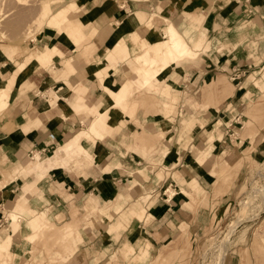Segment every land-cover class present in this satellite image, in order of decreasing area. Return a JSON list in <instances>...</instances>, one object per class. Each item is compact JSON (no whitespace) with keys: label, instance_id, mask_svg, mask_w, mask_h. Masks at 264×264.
<instances>
[{"label":"crops","instance_id":"1","mask_svg":"<svg viewBox=\"0 0 264 264\" xmlns=\"http://www.w3.org/2000/svg\"><path fill=\"white\" fill-rule=\"evenodd\" d=\"M135 2L138 1L75 0L73 4L76 5V18L66 23L62 28L45 26L41 32L36 33L34 39L28 40L26 48L19 41L12 40L9 44L7 42L1 43L0 90L1 87H4L9 99L7 107L0 114V158L3 154L6 156L5 153H7L12 159L11 167L13 169L22 168L24 171H34L35 174L43 178L50 170L58 169V174L54 173L52 179L49 180V187L52 184L62 182L73 199L83 201L81 206H92V202H94L100 207L107 208L104 211L107 216L103 215V219L91 214L89 217L90 224L85 223V226L78 228L79 237H76L74 251L65 264H108L110 255L123 239L120 251L124 257L130 259L132 264H138L133 261L134 257H137L139 261L145 258L147 260V255L150 254L151 249H156L160 243L171 239L180 224H185L189 233L200 234L202 227L211 220L212 213L208 207L198 208L194 211L184 207V203L189 202L185 195H191L187 190L206 192V202L209 205L217 203L219 210L233 202L235 190L240 184L239 180L243 167L240 168L230 184L220 185L217 182V173L221 175V173L226 172L223 165L218 168L217 166L221 162L224 164V168L234 165L242 158V151L231 145L224 137H215L208 146L207 139L208 136L212 138L213 128L207 135L206 126L210 123H205L203 127L196 130L187 143V147H184L180 152V163L171 166L173 160H170L168 168L170 175L168 177L160 179L161 175L158 173L156 175L157 182L153 181L154 174L150 175V179H145L148 177L149 171L142 167L148 168L151 165L142 155L127 148L140 134L139 131L142 130V127L148 131H153V129L157 131L156 121L146 119V116L142 114L144 110L141 109L135 115L141 125L137 126L132 122L129 116L133 115L138 102L136 98H133V94L123 99L127 108L126 111L120 110L119 107H109L101 111L99 107H101L105 94L99 86L98 79H101L102 73L107 76L111 74V81L116 84L119 83L122 91L127 88L129 81L132 89L147 93L152 92L163 97L162 106L164 110L162 116L165 118L168 127H173L170 133H166L169 134L170 142L171 140L172 142L170 143L166 139L164 142L172 149L177 138L176 128L171 126L174 118L172 117L173 106L169 103L177 100V94L170 92L177 85L174 82V75L173 73L167 74L168 80L163 89L160 88L158 82L165 75L162 78L159 76L168 72L167 69L151 80L150 83L143 84L141 78L135 74L134 68L131 69L127 64V61L131 59L118 54V66H120L118 71L122 75L120 73L115 74L114 71L118 67L112 71L104 59H101L104 61L100 63L94 59L88 60L89 52L84 49L91 47L98 52L116 38L125 36L128 29L116 35L115 22H124L127 19L131 20L130 27L135 29L143 38L154 34L152 46H156V41L162 39L156 32L161 31L160 28L162 27L153 29L155 16L168 12L164 9L170 11L172 8H176L180 12L184 8H187L189 12L197 10V12L205 15L203 25H208V33L196 34L192 31V29H197L200 24L194 23V16L188 12H185L184 17L190 26H185L183 29L179 28V31L186 37L191 48L197 52L201 49L210 53L213 48L220 52L224 46H231L232 51L226 50L215 56L216 59L214 58V60H218L216 61L219 63L218 66L210 68L208 71L205 68L206 72L203 77L207 82L220 80L224 76L229 78L238 69L247 72L249 69L252 70L257 65L264 63V0H156L157 10L155 11L151 10L148 13L145 8H139L128 12L127 6L137 5ZM140 2L139 5H141ZM159 17L162 18L165 26L170 21L165 15ZM79 18L82 20L79 21ZM145 23H150V26L145 27ZM85 24L87 27L83 28ZM62 32L71 33L80 39H83L86 33L89 37L82 42L81 48L78 43L76 44L78 48H76L74 42L61 34ZM243 37H250L253 42H257V49L255 52L252 51L253 54L245 55L249 51L248 48L246 45L239 44V41L244 39ZM55 45L58 47L57 49H54ZM69 59L74 67L69 65ZM208 60V63L217 64L212 57H209ZM191 61L189 59L177 62L171 67L180 68L183 62ZM46 66L52 68V71L56 73L54 76L73 74L67 78V81L64 79L49 81L51 76L46 72ZM218 70L221 72H217ZM95 74H97L98 79L95 78ZM123 76L127 78L124 80ZM73 79L78 80L75 85L72 84ZM182 81H184L182 77L177 80L178 83ZM81 85L84 86V91L79 90ZM184 85L189 90L190 86L195 84L188 80ZM52 92L56 94L55 99L51 100V102L55 101L54 105H51L50 102V98L53 97ZM79 92L83 95L82 101H79L81 95ZM245 95L246 93H242L237 98L233 108L235 113L233 109L223 111L220 117L224 122V117L228 118L225 124L232 121L235 114L239 117L237 120L246 117L244 112L248 110V104L243 99ZM192 96L195 98L194 95ZM67 99H72V102ZM196 100L198 104L202 102L200 98ZM182 107L183 111L193 113V109L188 104H184ZM213 110L217 111L216 109ZM213 110L210 108L203 109L202 119L215 118L216 116L211 115ZM156 111L159 113L162 110L157 109ZM122 118L126 125L120 130L124 123ZM177 121L178 117H176L174 124ZM195 122L194 115L183 120V132L180 135L179 148L176 146V149L181 148L183 140L195 127ZM85 124L87 126L83 128ZM91 124H95L104 133V137L102 139L94 136L80 137L81 144L95 156V162L90 164L84 157L71 162H75L79 176L74 171H66L65 166L61 164L49 167L47 157L52 156L57 149L44 157L45 164L41 169L34 170L35 156L30 157L33 161L23 162L30 149L40 148L47 144L49 133H53L55 139H67L60 145L63 146L80 135ZM123 134L127 143L122 145L120 141L123 139ZM255 138L264 140V128L258 130ZM165 143L163 144L165 145ZM168 145L164 146L163 155L168 153ZM100 147L106 149H104L106 151L104 156L101 154ZM260 149L261 147L257 143L254 149L250 151V155L257 156ZM35 154L41 156L39 153ZM244 165L245 163H243ZM212 171H217V173L213 174ZM173 173H176L180 184L173 179ZM8 176H15L16 179L22 180L17 201L10 202L5 197L3 190L16 180L6 182ZM30 176H32L31 179ZM37 183L33 172L27 175L20 171L15 173L6 171L3 178H0V206L3 203L7 204L8 215L13 212L19 218L22 216L31 217L35 209L26 207L25 202L29 200L30 196H36V202L42 203L41 194L38 193H44ZM181 185L184 189L182 188L180 193ZM36 187L39 188L37 191ZM170 189L175 191L173 197V194H168ZM145 190H152V195H155L157 191L159 199L151 208L146 209L143 216L142 208L131 203ZM216 192H218L217 195ZM109 205L110 210L108 209ZM110 215L112 218H109ZM104 221L108 222L106 227L103 225ZM31 222L41 224L40 219L36 217H31L27 221L28 227ZM15 223L9 220L8 227L0 229V245L9 239L8 249L20 230V225L18 224L17 230ZM146 238L151 244L147 243L139 248L138 244H141V241ZM129 250L130 256H127ZM144 252L147 254L143 255Z\"/></svg>","mask_w":264,"mask_h":264},{"label":"rangeland","instance_id":"2","mask_svg":"<svg viewBox=\"0 0 264 264\" xmlns=\"http://www.w3.org/2000/svg\"><path fill=\"white\" fill-rule=\"evenodd\" d=\"M137 1L138 2H135L137 5L127 6L128 12L139 8H145L148 13H150L151 10H157L156 0ZM74 2L75 0H24L23 4H19L15 0H0V47H2L1 43L7 42L9 44L12 42V40H14L19 41L21 45L26 48L28 40L30 38H34L36 33L41 32L45 26L62 28L66 23L76 18V5L73 4ZM139 2L141 5H139ZM45 9H47L48 12L54 11V13L49 17L46 25L44 24L45 21L41 17L42 11ZM164 10L168 12L161 14L165 15L173 22L175 21L177 24H179L180 26H178V28L183 29L185 26H190V23L186 21L184 17L185 12H188V14L194 16V23L200 24L197 29H192L191 27L192 31L196 34L205 32L208 33V25H203L205 15L197 12V10L190 12L187 8H184L182 12L178 11L176 8H172L170 11L169 9ZM20 13L21 16L19 15ZM22 13H27V17L26 15L22 17ZM158 15L162 17V15ZM159 16H155L153 19V29L156 30L162 27L160 28L161 31L159 30L158 33L156 32L158 36L160 35L159 38H161L165 23ZM57 18L58 21L55 20ZM36 19H38L39 22L41 20L43 23H37L38 20ZM80 20L82 19L79 18V21ZM181 22L182 24H180ZM86 27L87 24L83 26V28ZM61 34H64L67 38H70L75 45L78 43L80 48L82 42L89 37L87 33L83 39L76 38L74 35H71V33L67 34L62 32ZM147 39V42L150 43L143 46L145 53L146 51L153 50L156 47L152 46L154 34L147 37ZM161 41L164 42L163 39H161ZM239 44L246 45L248 48L249 51L245 55L253 54L252 51L255 52L257 49V42H253L250 37L240 40ZM78 45H76V48H78ZM109 45L98 52L94 48L86 47L84 50L89 52L88 60L94 59L100 63L102 61L101 59L103 58V55L105 54L104 52L108 49ZM226 50H229L230 52L233 49L229 45L224 46L220 52H217L214 48L212 51H210V53L200 49L196 58L191 62H183L180 68L169 67L167 69L168 72L162 74L160 73L161 75L158 74L160 75V78L165 75L164 78L158 82L161 89L165 87V84L168 80L167 76L170 75V73H173L174 82L177 84L173 90H170L171 93L174 92L177 94V100L174 102H169L170 105L173 106L172 117H174L171 126L176 128L177 134V138L172 149H170L169 145L164 142V139L169 140L170 142L169 134L166 133H170L173 127L169 128L165 118L162 116L164 110V107L162 106V102L164 100L163 97L155 95L152 92L147 93L142 90L132 89L129 81L127 88L124 91H121L123 99L126 96L133 94V98L138 100L133 115L129 116L135 125H141L139 124L137 120L138 118H136L135 115L138 110L142 109L144 110L142 114L146 116L145 118L156 121L155 123L158 127L157 131H154V129L153 131H148L142 127V130L139 131L140 134L137 135L134 141H132L133 143L127 148L142 155L146 159L147 163L152 166L148 168L142 167L149 171L148 177L145 178L147 180L150 179V175L154 174L153 181L157 182L156 175L158 173L161 175L160 179H165L168 177L170 175V170L168 169L170 160H173L171 166L180 163L181 150L184 147H187V143L189 142L190 138H192L196 130L200 127H203L205 123H210L206 126L207 135L208 132L213 128L212 138H209L208 136L207 139L208 146L215 137H224L231 145L238 147L240 151H242V158L238 162L234 163L236 167L232 165L229 167L226 166L224 168V164L221 162L217 168L223 165V169H226V172L221 173L220 175L217 173V171H212L213 174L217 173V182L220 181L219 183L228 185L236 177L240 171V168L243 167L241 178L239 180L240 184L238 189L235 190L233 202L223 206L218 210L217 203H212L209 205L208 202H206V192L187 190L191 193V195H185L188 197L189 202L184 203V207L190 209L191 211L197 210L198 208L208 207L212 213L211 220L202 227V233L200 234L189 233L185 224H180L178 230L171 239L160 243L156 249H151L150 254L147 255V260L145 258L144 260L139 261L137 257H134L133 261H136L138 264H264V258L259 257L262 256V254L264 256V197L262 192H260V190L264 188V140L261 138H255L258 130L260 128H264V63L257 65L256 67L252 68V70L249 69L247 72H245V70L238 69L232 75H230L229 78L224 76L220 80L207 82L203 79L206 72L205 68L208 71L210 68L218 66L219 63L216 62L218 60L215 61L214 58ZM133 52L134 51H132L131 56L133 55ZM136 53H140V50L136 49L135 54ZM150 54H152V52H150ZM209 57H212V59L217 64L215 65L213 63H208ZM68 62H71L70 59ZM127 64L131 69L136 66L132 60H128ZM110 67L113 68V66ZM45 70L51 76L49 81H52L53 79H64L67 81V78L73 74H68V76L67 74L54 76L56 73L52 71V68L46 67ZM118 70H120V66H118V69L114 71L115 74L120 73L122 75V73ZM217 72L221 71L218 70ZM181 77L184 78V81L178 83L177 80ZM95 78L98 79L97 74H95ZM141 80L143 82L142 78ZM188 80L193 81L195 84L194 86H190L189 90L184 85V83H187ZM77 82L78 80L73 79L72 84L75 85ZM98 82L101 89H104L102 80L98 79ZM182 83L183 85H181ZM143 84L145 83L143 82ZM84 89L85 88L82 85L79 87V90L81 91H84ZM79 93L81 94L80 98L82 99L83 95L81 92ZM135 93L136 95H134ZM242 93H246L243 99L246 100L248 104V110L244 112L246 117H241L239 120H237L239 117L235 114V117H233L234 119L225 124L228 118L224 117V122L220 116H222V113L225 111V109L227 111H231L235 107V102ZM52 95L53 97L50 98V102L51 100L55 99L56 94L52 92ZM192 95H194L195 98ZM197 98L202 99L200 104H198L196 100ZM158 99H160V101H158ZM67 100L72 102V99ZM184 104H188L193 109V113L183 111L182 105ZM123 106V111H126L127 108L124 103ZM206 108H210L212 110L216 109L217 111H211V115L216 117L207 120L202 119V110ZM157 109L162 111L157 113ZM4 110L5 109L1 110L0 114ZM233 112L235 113L236 111L233 109ZM192 115H194L196 118L195 127L189 133L188 137L183 140V143L180 146L181 148L176 149V146L179 148V139L183 132V120L190 118ZM176 117H178V121L174 124ZM122 120L124 121L123 118ZM87 124H85L83 128H85ZM125 125L126 122L124 121L123 127L120 130H122ZM123 136L124 134L122 137ZM66 140H59L57 138L53 143V148L48 153L40 155L43 158L47 157ZM120 143L122 145L127 143L125 137H123ZM163 143H165V145ZM257 143L259 144V147H261L260 152L257 156H251L250 151L254 149ZM166 145H168V153L163 155L162 153L164 146ZM101 149L105 148L100 147V150ZM5 154L6 156L3 154L0 158L1 179L4 176V173L8 170L11 173L20 171L27 175L32 174L33 172L36 176V183L41 178H43L35 174L34 171H24L22 168L17 170L13 169L11 167L12 159L7 155V153ZM31 158L27 156L23 162L33 161ZM243 163H245L244 166ZM65 169H67L66 171L68 172L74 171L77 176L80 175L79 171L76 170L75 162L65 167ZM54 173L57 175L58 169L50 170L47 175L41 181H39V183H37L40 189H43L44 191V193L37 192L38 194H41L42 203L36 202V196H30L29 200L25 202L26 207L35 209V212L31 215V217H36L41 221V228L38 227L36 229L39 232L36 230L35 232L33 229H30L27 226V221H29L31 217L22 216L18 218V221L15 224L17 225V230L18 224L20 225L19 233L12 240L9 249L7 246L6 248L0 250V264H3L4 261H8L11 264H65L68 257L71 256L74 251L76 237H79L77 233L78 228L80 226H85V223L90 224L89 217L91 214H95L98 218L102 219L104 218L103 215H106L104 211L107 210V208L100 207L94 202H92V206H81L83 201L73 199L72 195L68 190L65 189V185L62 182L59 184H52V186L49 187L48 182H50L49 180L52 179ZM83 177L85 178V176ZM172 177L178 184H180L177 180L176 173H173ZM29 178L31 179L32 176ZM14 179H16L15 176H8L6 182L12 181ZM221 180L225 183H223ZM21 184L22 180L16 179L3 190L4 194L6 195L5 197H7L10 202L18 200L21 191ZM182 188L183 187L181 185L180 193L182 192ZM37 189L39 188L36 187V191ZM151 191L152 190H145L131 203H135L142 208L143 216L146 212V209L151 208L155 201L159 199L158 192L156 191V194L152 195ZM171 192L173 193V197L175 191L170 189L168 194ZM165 197L168 198L167 195H165ZM246 200H250L251 202L248 208L243 209V202ZM108 209H111L110 205ZM0 210V217L2 219V224L0 226L1 229L3 227H8L9 225L7 204L3 203L0 206ZM109 218H112V216L110 215ZM45 222L47 223L45 224ZM107 223V221H104V227H106ZM43 224L45 226H43ZM66 224L67 226L65 227ZM68 224L70 227H68ZM121 242L110 255V261L108 264H132L130 259L124 257L121 253ZM141 242V244H138L139 248L143 247L144 244H151L148 238ZM129 253L130 250L127 253V256H130ZM146 254L147 252L143 253V255Z\"/></svg>","mask_w":264,"mask_h":264},{"label":"bare ground","instance_id":"3","mask_svg":"<svg viewBox=\"0 0 264 264\" xmlns=\"http://www.w3.org/2000/svg\"><path fill=\"white\" fill-rule=\"evenodd\" d=\"M15 1H17L19 4L24 3V0H15ZM47 5H48V3H47ZM28 7H29V5H28ZM30 12H31V10H30ZM53 13H54V11L48 12L47 9L42 11L41 17L45 21V23H44L45 25H46L49 17ZM19 15L21 16V13ZM24 15H26V17H27V13L23 14L22 17H24ZM31 16H32V14H31ZM34 16H36V15H34ZM165 19H166V17H165ZM36 20H38V19H36ZM55 20L58 21V18ZM40 22H41V20H40ZM40 22L38 20L37 23H40ZM41 23H43V22H41ZM115 24L117 27L116 35H119V34L125 32V29H128L129 31L127 30L128 33L125 35L127 37H125V36L118 37L115 40H113V43L108 46L107 50H105V52H104L105 54L103 55L102 59L106 60L109 68L112 71L115 67H118V64H119V60L117 57L118 54L122 55V57L131 59L136 65L134 67L135 74L138 75L140 78H142L143 82L145 84L150 83L151 80L156 78L158 74L162 73L164 70L168 69L172 65H175V63L182 62V61L189 60V59L193 60L196 58V56L198 54L197 51H195L194 49L191 48L186 37L179 31V28H178L179 24H177L175 21L173 22L171 19H170V21H168V23L165 26V29L162 31L161 38L164 40V42H162L161 40L156 41V44H155L156 47L153 50L146 51V53L143 50L144 49L143 46L148 45V43H150V42H147V40H148L147 37L143 38V36L139 35V33L135 29H132V27H130V25H131L130 19H127L124 22H115ZM149 26H150V23H145V27H149ZM33 28H34V26H33ZM32 39H34V38H32ZM54 49H57L56 45L54 46ZM136 49L140 50V53L135 54ZM132 51H134V52H133V55L131 56ZM150 52H152V54H150ZM69 65L74 67L71 62H69ZM110 66H113V68H111ZM123 77H124V80H125V78H127L125 76H123ZM100 78H101L100 80H102L103 85H104V89L103 88L102 89H103V92L105 94L102 104L99 103V104H101V107L98 106L99 108H101L100 110L103 111L104 109L109 108V107H119L120 110L122 109V111H123V96L121 93L122 90L120 89L119 83L116 84V83H113L111 81V74L107 76V75H104L102 73ZM212 86H214V85H212ZM8 98L9 97H8L7 91L5 90L4 87H1V90H0V111L6 108V106L8 104ZM82 99L80 98L79 101H82ZM54 104H55V101L51 102V105H54ZM37 121H39V120H37ZM83 136L84 137L94 136L98 139H102L104 137V133L100 129H98V127L95 124H91L90 126H88V128L85 131L81 132L80 135L76 136L74 139L70 140L65 145L58 147L57 150L54 152V154H52V156L47 157L48 164H50L49 167H51V165H59V164L67 167L68 165H70L71 162H73L75 159H78L80 157L86 158L90 164H93L95 162V156L92 155V153L86 147H84L80 142V137H83ZM100 151H101L102 156H104L106 151L104 149H101ZM34 156H35L34 160H36V162L33 166L34 170L41 169L43 167V164H45L44 158L42 156L37 155V154H35ZM233 166L236 167L235 164ZM238 166H240V165H238ZM224 181H226V180H224ZM223 183H225V182H223ZM220 185H221V183H220ZM218 192H216V195L218 194ZM260 192H262L263 197H264V188L262 190H260ZM171 194H173V193L171 192ZM250 202H251L250 200H246L245 202H243L244 203L243 209L248 208V206L250 205ZM18 218L19 217L15 213L10 212L9 220L11 222H17ZM46 223L47 222H45V224ZM40 226H41V224L32 223V222L29 223V228L33 229L34 231ZM43 226H45V225L43 224ZM48 226H49V224H48ZM66 226H67V224L65 225V227ZM68 227H70L69 224H68ZM62 229H60V230H62ZM35 232H34V234H35ZM37 232H39V231H37ZM263 232H264V230H263ZM9 241L10 240L7 239L4 244L0 245V249L6 248L9 244ZM262 249H263V247H262ZM263 252H264V250H263ZM254 253H256V252H254ZM259 257L264 258L263 254H262V256H259ZM166 259H167V257H166ZM3 264H11V263L8 261H4Z\"/></svg>","mask_w":264,"mask_h":264},{"label":"built area","instance_id":"4","mask_svg":"<svg viewBox=\"0 0 264 264\" xmlns=\"http://www.w3.org/2000/svg\"><path fill=\"white\" fill-rule=\"evenodd\" d=\"M48 138L49 141L46 145H43L40 148H32L28 151L27 156L28 157H33L35 155V153H39V154H46L48 153L52 148H53V143L56 141L54 134L53 133H49L48 134ZM2 224V219L0 217V226Z\"/></svg>","mask_w":264,"mask_h":264}]
</instances>
